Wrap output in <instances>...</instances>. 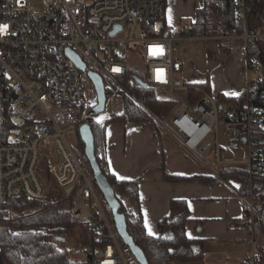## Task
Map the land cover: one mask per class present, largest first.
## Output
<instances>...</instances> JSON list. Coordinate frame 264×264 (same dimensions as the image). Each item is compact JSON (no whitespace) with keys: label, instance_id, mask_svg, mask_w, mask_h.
<instances>
[{"label":"built area","instance_id":"built-area-1","mask_svg":"<svg viewBox=\"0 0 264 264\" xmlns=\"http://www.w3.org/2000/svg\"><path fill=\"white\" fill-rule=\"evenodd\" d=\"M165 1L0 0V24L9 25L7 34L0 35V208L20 197L46 200L49 190L39 172L45 161L57 190L66 197L74 193L70 222L87 226L95 245L75 250L82 260L73 264H139L107 212L87 157L68 140L90 120L103 123L124 114L122 80L131 71L135 82L146 80L150 87L172 95L176 104L168 115L146 112L206 168L209 155L218 166L235 164L223 158L218 134L228 125L235 135L229 121L241 115L246 141L241 163L248 167L250 183L254 176L264 175V139L252 140L254 126L264 128L262 110L246 105L240 112L219 105L214 96L180 77L183 64L174 56V39L150 28L154 23L159 27ZM235 8V24L243 33L222 30L211 38L219 43L238 41L245 52L251 40L264 41V27L259 35L248 34L247 0H235ZM116 28L120 30L112 35ZM181 30L187 33V25ZM155 46H162V55L150 53ZM68 52L79 58L84 71ZM245 63L244 92L253 89L263 96L259 65L249 64L247 58ZM158 70H163V81L157 79ZM90 73L102 80L106 96L103 112L93 117L89 113L98 105V96ZM244 206L249 229L255 233L264 225V197L256 200L250 188ZM259 261L252 238L241 264Z\"/></svg>","mask_w":264,"mask_h":264},{"label":"trees","instance_id":"trees-1","mask_svg":"<svg viewBox=\"0 0 264 264\" xmlns=\"http://www.w3.org/2000/svg\"><path fill=\"white\" fill-rule=\"evenodd\" d=\"M202 1V8L196 10L193 22L187 25V33L180 30V35H187L192 38H210L218 36L222 30L230 35L243 33V27L235 24V0ZM247 2L249 4L247 32L250 35H259L264 27V0H247ZM165 6L166 3L159 27L154 23L150 28L152 30L154 28L162 34H170L165 21ZM245 54L249 64L257 63L259 65L261 78L264 82V41L262 39L251 40V46L245 50ZM143 84L137 86L133 80L132 71L128 73L126 78L122 80V86L126 93L124 114L103 123L92 120L88 122L94 138L95 158L103 175L114 188L116 199L121 206L120 212L126 217L127 230L135 244L145 254L148 264H186L201 261L203 250L195 251L194 248L202 245V242L189 238L186 233V224L189 221L187 202L172 200L168 214L158 222L160 235L158 237L149 236L142 219L133 218L129 215V207L138 201V181L118 180L108 167L106 127L109 123H148L156 132H160V126L146 112V109L159 116H166L176 104L172 97L169 99L160 97L156 93L158 90L150 87L146 80ZM193 86L211 94L208 80ZM162 94L169 95L170 93L165 91ZM259 98L260 102H257ZM215 99L219 105L227 104L231 109L236 108L240 112L245 109L246 105L251 108L258 107L264 115V95L261 96L253 89L249 93L242 92L237 97L220 94ZM242 122L241 115L229 121L232 126L234 125L235 137L230 142L234 148L246 147ZM254 127L252 140L257 142L264 139V128L258 125ZM75 134L77 146L81 150L78 153L82 154L84 153V144L79 137L78 129ZM222 153L223 150H221ZM39 172L47 184L51 176L45 161L42 162ZM165 180L210 185L220 181L226 183L238 181L243 184L242 196L244 198L249 197L250 188L256 200L264 197V175L262 177L254 176L250 183L248 167L245 164L217 165L215 174L211 177H171L165 175ZM73 198L74 193L66 197L60 196L57 190L50 189L45 201L32 200L26 197L8 200L0 208V264H73L70 259L72 250L93 246L89 228L70 222ZM103 202L106 204L104 200ZM107 212L110 215L108 209ZM244 215L245 225L249 227L246 209ZM257 229L263 234L264 241V225ZM66 238L74 240L75 247L73 249L66 247ZM258 247L260 251L258 264H264V244L258 245Z\"/></svg>","mask_w":264,"mask_h":264},{"label":"crops","instance_id":"crops-1","mask_svg":"<svg viewBox=\"0 0 264 264\" xmlns=\"http://www.w3.org/2000/svg\"><path fill=\"white\" fill-rule=\"evenodd\" d=\"M185 1L181 0V3ZM202 6L203 1L197 0L190 13V22H193L196 10ZM169 9L171 10L172 21L175 20L178 13V9L176 11L166 4L165 21L168 31ZM180 30H178L177 38H174V40L181 41L179 43L186 42L189 44L190 41L201 39L214 43H212L213 46L212 50L209 51L208 59L206 58L208 68H205L204 73L198 74L187 71L185 66L186 52L184 49L183 53H175L174 51L175 58L183 64V72L180 77L186 83L196 85L208 80L209 89H212L213 71L220 64L235 61V66L243 70L237 81L240 89L232 91L220 87L214 95H211L217 97L220 94L224 95L225 92H237L240 95L244 92L248 75L245 63L246 54L241 44L226 41L219 43L211 37L182 40ZM169 33L172 37L170 31ZM239 54L240 59L241 55L243 57L240 65L238 63ZM163 131L161 129L160 132H156L148 123L124 124L115 122L109 123L106 127V156L110 172L126 177L123 180L138 181V201L129 207V215L133 218H141L144 227L145 221H147L155 233L153 237H158L160 235L158 222L168 214L170 202L172 200H184L187 202L189 210V221L186 224L187 236L189 237L190 233L192 239L200 240L202 245H198L195 250H203L201 261L186 264H241L249 254L252 238L255 239L258 250V245L264 244L263 234L260 230L257 229L254 233L245 225L243 185L237 181L230 183L220 181L213 185L166 181L165 175L171 177H211L214 176L215 170L210 172L203 165L197 166L193 160L195 157L185 152L172 136H170L171 139L178 145L164 138L161 135ZM229 131L231 133L228 132L227 135L225 127H221L219 130L218 139L221 150H223L222 156L227 161L242 164L241 162L245 158V150L243 147L234 148L231 146L230 142L235 135L232 130ZM145 229L148 233V229L146 227Z\"/></svg>","mask_w":264,"mask_h":264},{"label":"rangeland","instance_id":"rangeland-1","mask_svg":"<svg viewBox=\"0 0 264 264\" xmlns=\"http://www.w3.org/2000/svg\"><path fill=\"white\" fill-rule=\"evenodd\" d=\"M196 1L197 0H186L185 2L181 3V0H166V4L169 5L170 8L172 7L175 10L178 9V13L176 14L175 20L174 21L171 20V26L169 25V31L171 32L172 39L177 38L178 30L181 29L182 26L190 24V21H191L190 13L195 7ZM180 10H182V13H180ZM185 13H188V14H185ZM168 24H169V19H168ZM173 28L175 29V31L172 30ZM179 42L181 41L173 40V48H174L175 53H178V52L183 53V49L186 52L187 60H185V66H186L187 71L189 70L193 73H198V74L204 73V71L208 68L207 66L208 61L206 60V58L208 59L209 51L212 50V46L214 43L209 40H203V39L190 41L189 44H187L186 42H183V43H179ZM236 43L240 45V42L237 41ZM241 61H243V57L241 55V59H240V54H239V58H238L239 65L241 64ZM242 72H243L242 68L235 66V61L229 62L227 64L225 63L220 64L219 67L213 71V74L211 77V83L213 85H212V89H209L210 93L214 95L220 87L227 88V90L230 89L232 91L236 89H240V85L237 84V81L239 80ZM156 90L160 92V93L158 92L156 93L162 98L169 99L170 97H172V95L170 94L169 95L162 94L165 92L164 90H160V89H156ZM229 130H230L229 126L227 125L225 127V131L227 135H228V132H230ZM161 135L164 138L168 139L171 143L178 145L173 139H171L168 133L163 131ZM68 140L72 143H76V134L69 135ZM80 151L81 150L79 146H77V152H80ZM195 159L193 160H194V163L197 164V166H201V165L204 166V164L201 161L197 159L195 160ZM206 162L209 167L207 168L208 171L211 172L212 170L214 171L216 169L217 164L212 155H209L206 157ZM47 187H48V190L50 189L57 190L55 185H53V182L51 179L47 183ZM58 194L62 196V193H60L59 191H58ZM65 243H66V247L69 249H73V247H75L74 240L66 238ZM75 252L77 251L72 250V253L70 256L71 261H81L82 260L81 254L75 253Z\"/></svg>","mask_w":264,"mask_h":264},{"label":"water","instance_id":"water-1","mask_svg":"<svg viewBox=\"0 0 264 264\" xmlns=\"http://www.w3.org/2000/svg\"><path fill=\"white\" fill-rule=\"evenodd\" d=\"M120 28H116V30L112 33L114 35ZM69 56L73 59L76 65L79 67L81 71H84L85 66L79 60V58L73 53L68 52ZM89 76L93 80L97 96H98V105L94 107L89 116H98L104 110L105 104V92L102 84V80L94 73H90ZM138 84L144 85L141 80L135 79ZM79 137L84 144V155L87 157L89 161V165L92 171V179L97 187L98 191L103 197V200L106 203V206L110 212V217L114 224L116 225L117 231L119 235L123 238L124 242L130 247L131 252L135 256L137 262L139 264H148L145 254L143 251L135 244L133 238L130 236L127 230L126 217L124 214L120 212V204L116 199V193L114 188L109 184L107 178L103 175L100 167L95 158L94 151V138L90 129L89 123L82 125L78 129ZM195 249V248H194ZM197 251V250H195Z\"/></svg>","mask_w":264,"mask_h":264},{"label":"snow or ice","instance_id":"snow-or-ice-1","mask_svg":"<svg viewBox=\"0 0 264 264\" xmlns=\"http://www.w3.org/2000/svg\"><path fill=\"white\" fill-rule=\"evenodd\" d=\"M168 18H169V25L171 26V10L170 9H169V17ZM8 28H9L8 24H0V35H6ZM172 30L175 31L174 28ZM13 35H15V33H13ZM150 53H153V54L158 53V54L162 55L163 54V48H162V46H155V49L150 48ZM113 71L114 72H120V69L119 68H114ZM157 79L161 80V81L164 80L163 70H158L157 71ZM224 95L235 97V96H238L239 93H237V92H225ZM97 122L100 123L101 121L98 120ZM113 174L116 176V178L118 180L126 179V177L120 176V175L116 174L115 172ZM237 187H238V185H237ZM145 227L148 229V235L149 236L155 235V233L152 231L151 227L148 225L147 221H145ZM189 238H191V234L190 233H189ZM108 264H110V262H108Z\"/></svg>","mask_w":264,"mask_h":264}]
</instances>
